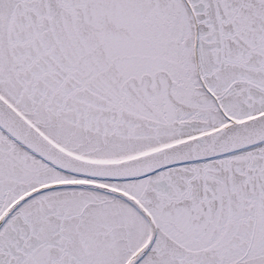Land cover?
<instances>
[{
	"label": "snow or ice",
	"instance_id": "6c2138e0",
	"mask_svg": "<svg viewBox=\"0 0 264 264\" xmlns=\"http://www.w3.org/2000/svg\"><path fill=\"white\" fill-rule=\"evenodd\" d=\"M0 264H264V0H0Z\"/></svg>",
	"mask_w": 264,
	"mask_h": 264
}]
</instances>
